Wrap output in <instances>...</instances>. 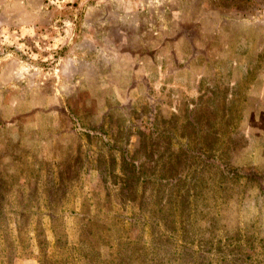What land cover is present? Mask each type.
Wrapping results in <instances>:
<instances>
[{
    "label": "rangeland",
    "instance_id": "obj_1",
    "mask_svg": "<svg viewBox=\"0 0 264 264\" xmlns=\"http://www.w3.org/2000/svg\"><path fill=\"white\" fill-rule=\"evenodd\" d=\"M0 264H264V0H0Z\"/></svg>",
    "mask_w": 264,
    "mask_h": 264
}]
</instances>
